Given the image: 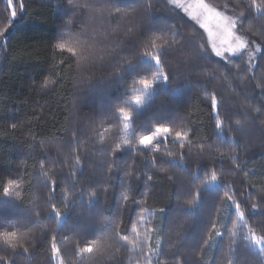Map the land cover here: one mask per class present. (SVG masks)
Segmentation results:
<instances>
[{
  "label": "trees",
  "instance_id": "16d2710c",
  "mask_svg": "<svg viewBox=\"0 0 264 264\" xmlns=\"http://www.w3.org/2000/svg\"><path fill=\"white\" fill-rule=\"evenodd\" d=\"M7 1L0 264H264V0H205L224 58L169 0Z\"/></svg>",
  "mask_w": 264,
  "mask_h": 264
},
{
  "label": "rangeland",
  "instance_id": "374dc122",
  "mask_svg": "<svg viewBox=\"0 0 264 264\" xmlns=\"http://www.w3.org/2000/svg\"><path fill=\"white\" fill-rule=\"evenodd\" d=\"M12 14H16V3L14 0L7 1ZM185 15L191 18L205 35L207 44L214 55L224 58L225 56L240 55L247 50V42L237 31L239 16L232 12L228 6L215 7L205 0H169ZM159 67L158 60L153 59ZM159 69V68H158ZM166 79L161 74L154 82H164ZM151 85V84H150ZM152 88V86H151ZM126 124V123H125ZM128 128L126 124L125 130ZM169 137L167 131L156 130L151 135L142 138L140 145L144 148L157 147V143ZM16 188H14L15 190ZM250 243L259 251L264 249V239L249 234Z\"/></svg>",
  "mask_w": 264,
  "mask_h": 264
},
{
  "label": "snow or ice",
  "instance_id": "6c2138e0",
  "mask_svg": "<svg viewBox=\"0 0 264 264\" xmlns=\"http://www.w3.org/2000/svg\"><path fill=\"white\" fill-rule=\"evenodd\" d=\"M8 191H9V189H8V188H6V189H5V194H7V193H8Z\"/></svg>",
  "mask_w": 264,
  "mask_h": 264
}]
</instances>
